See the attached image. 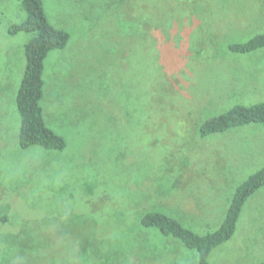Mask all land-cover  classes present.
I'll list each match as a JSON object with an SVG mask.
<instances>
[{
    "label": "rangeland",
    "instance_id": "374dc122",
    "mask_svg": "<svg viewBox=\"0 0 264 264\" xmlns=\"http://www.w3.org/2000/svg\"><path fill=\"white\" fill-rule=\"evenodd\" d=\"M42 4L48 22L69 34L43 62L45 117L66 147H19L15 97L31 34H8L24 12L0 0V264H198L195 251L140 219L171 207L178 171L186 190L201 181L204 121L264 102V49L229 50L264 32V0ZM253 81L258 94L245 88ZM237 169L225 198L252 170ZM209 189L212 219L193 225L199 234L215 230L222 214ZM242 250L213 251L209 264L264 260V249Z\"/></svg>",
    "mask_w": 264,
    "mask_h": 264
},
{
    "label": "trees",
    "instance_id": "16d2710c",
    "mask_svg": "<svg viewBox=\"0 0 264 264\" xmlns=\"http://www.w3.org/2000/svg\"><path fill=\"white\" fill-rule=\"evenodd\" d=\"M15 1L19 2L25 17L22 22L10 25L7 32L11 36L19 33L31 34V38L24 45L25 67L15 97L20 116L18 144L21 149L39 146L48 151L62 152L66 147L65 140L46 126L40 101L44 91L43 62L51 51L63 50L67 46L69 34L48 22L42 0ZM260 49H264V32L244 43L229 46V50L235 54H249ZM251 123L264 127V103L233 106L230 110L204 121L199 127V135L205 138ZM261 187H264V167L236 188L220 227L203 236L193 233L157 211L142 216L140 224L145 229H156L165 237L177 239L186 249L197 253L198 264H208L210 252L232 237L245 201Z\"/></svg>",
    "mask_w": 264,
    "mask_h": 264
},
{
    "label": "crops",
    "instance_id": "0c3cea01",
    "mask_svg": "<svg viewBox=\"0 0 264 264\" xmlns=\"http://www.w3.org/2000/svg\"><path fill=\"white\" fill-rule=\"evenodd\" d=\"M261 21L264 22V19H262ZM255 71H259V69L257 68L255 69ZM245 88L248 92L250 91L251 94L260 93V89H257L255 81L246 85ZM45 100L44 90L40 105L43 111L45 124L48 127L47 118L45 117ZM247 134L254 135V138H251L250 140ZM208 140L209 151L203 154L205 158L204 169L202 170V172L197 174L201 176V181L198 182V178H195V184L190 187L191 189L186 190V186H189L190 184L186 185L185 181L183 183L181 182V171H178V173L176 174L174 189H169L167 191V199L169 200L168 203L169 205H171V207H169L168 209L166 208V210L163 209L160 211L164 215L180 223L184 228L192 231L199 236L211 233L207 232L205 234H199L197 231L201 232L200 229H197V231H195L193 228V225L201 224L199 223V221L201 222L200 218H204L208 221H211L212 219L209 215L206 216V214H204L208 211L210 206L207 200V193L202 192L203 188L208 189L210 187V198L213 205L211 209L220 210L222 212L221 217L219 216L218 218L219 221L215 225V230H217L224 220L225 214L230 206L236 188L240 184H242L249 176L264 167V127L261 124L251 123L243 126L232 127L223 133L210 135ZM236 166L240 168L237 169ZM196 167L197 166H195V168ZM232 168L237 169V171L245 168L253 169L248 172V175L245 174V176L243 177L244 179L239 184H236L231 188V194L226 196L225 198L223 191L225 188L224 184L226 183L227 177ZM193 170H191L190 173H192ZM238 173H240V171H238ZM204 176L208 177V180L204 179ZM183 177H185V175H183ZM172 192L175 193L173 196H171L170 194ZM222 201H227V204H222ZM219 206L221 207L219 208ZM245 206L248 207L245 209ZM181 211L183 212V214L181 213ZM181 215L184 217V219L188 218L189 220L182 223ZM214 217L215 213L213 210V219ZM263 232L264 187H261L256 190L251 196H249V198L245 201L240 210L232 237L229 241L221 244L210 252L207 260L208 264L213 251L215 253H222L226 250L236 251L239 249V253L242 254V249H245L246 253H249L253 249L257 251H259V249H264V244H262ZM249 233L256 236L255 240H253ZM236 236L241 237L236 238ZM262 262H264V260L260 261L259 264Z\"/></svg>",
    "mask_w": 264,
    "mask_h": 264
}]
</instances>
